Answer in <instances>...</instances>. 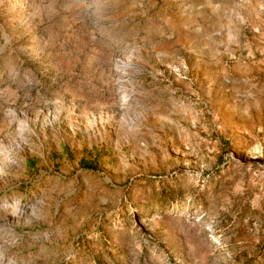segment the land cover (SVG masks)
<instances>
[{
	"label": "rangeland",
	"instance_id": "1",
	"mask_svg": "<svg viewBox=\"0 0 264 264\" xmlns=\"http://www.w3.org/2000/svg\"><path fill=\"white\" fill-rule=\"evenodd\" d=\"M0 264H264V0H0Z\"/></svg>",
	"mask_w": 264,
	"mask_h": 264
},
{
	"label": "trees",
	"instance_id": "2",
	"mask_svg": "<svg viewBox=\"0 0 264 264\" xmlns=\"http://www.w3.org/2000/svg\"><path fill=\"white\" fill-rule=\"evenodd\" d=\"M84 165H86V166H89V167H91L92 166V168L94 169L95 168V164L93 163V164H88V163H83ZM28 165H29V167L32 169V168H35V166H36V164H35V162L34 161H29L28 162Z\"/></svg>",
	"mask_w": 264,
	"mask_h": 264
}]
</instances>
